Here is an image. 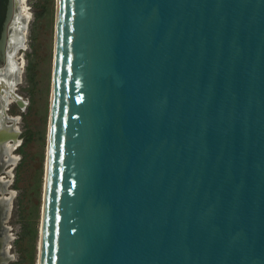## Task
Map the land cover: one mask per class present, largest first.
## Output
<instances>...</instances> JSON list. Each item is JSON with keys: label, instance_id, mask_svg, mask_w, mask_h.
<instances>
[{"label": "water", "instance_id": "1", "mask_svg": "<svg viewBox=\"0 0 264 264\" xmlns=\"http://www.w3.org/2000/svg\"><path fill=\"white\" fill-rule=\"evenodd\" d=\"M37 264H264V0H56Z\"/></svg>", "mask_w": 264, "mask_h": 264}, {"label": "rangeland", "instance_id": "2", "mask_svg": "<svg viewBox=\"0 0 264 264\" xmlns=\"http://www.w3.org/2000/svg\"><path fill=\"white\" fill-rule=\"evenodd\" d=\"M23 1L28 19L13 64L14 94L25 106L20 108L14 101L7 106V115L17 120L19 139L9 161L4 156L7 163L0 173V179L9 182L6 197L11 198L3 223L6 264L38 261L53 79L56 0Z\"/></svg>", "mask_w": 264, "mask_h": 264}, {"label": "bare ground", "instance_id": "3", "mask_svg": "<svg viewBox=\"0 0 264 264\" xmlns=\"http://www.w3.org/2000/svg\"><path fill=\"white\" fill-rule=\"evenodd\" d=\"M23 2H24L23 0H15L16 10H15L13 21H12V24H11L12 30H11V33L9 35L8 55H7V63H6V65L10 62L11 59H13L14 54L17 52V50L21 49L22 44H23L22 30H24L26 28V25H25L24 22H26L27 19H28V15L23 13V8H22ZM6 65L0 67V73H2V71H4V68L6 67ZM9 71L10 72L12 71V67L11 66L9 68ZM12 74H10V75H12ZM11 85H10V82H7V81H3L2 82V81H0V93H4L5 92V94H7V96L9 94L11 97H13L15 99L16 104L20 108H23L25 106L24 103L12 91H10ZM3 96H2V102H6L5 105H7L8 103L11 102V99H8V97H3ZM16 121L17 120L13 119V118L11 120L13 125L16 124ZM13 125H12V127H13ZM4 128L8 129L6 127H2L0 129V157L3 156V155H6L9 158L10 157L9 156L10 153L16 147V143L15 142H18L19 130H18V128L15 127L12 130H9L12 133V134H10V133H8L9 132L8 130H6L8 132L5 133ZM11 143H14V144H11ZM4 145L6 146V148L4 147ZM5 192H6V190L3 189L2 187H0V194L2 195V197L4 196ZM8 199H9V201H8L7 204L3 203L4 199L2 201L0 199V201H1L0 203H3V205H5L3 208H1L3 210V213H5L8 210V208H9V203H10V199L11 198H8ZM0 220H1V218H0ZM3 220H5V219H3ZM3 220H1V222H0V231L3 228H5V227H2ZM5 243H6V241L0 235V264H6L5 256L7 255V249L5 248ZM39 246H40V239H39ZM39 246H38V250H39Z\"/></svg>", "mask_w": 264, "mask_h": 264}, {"label": "flooded vegetation", "instance_id": "4", "mask_svg": "<svg viewBox=\"0 0 264 264\" xmlns=\"http://www.w3.org/2000/svg\"><path fill=\"white\" fill-rule=\"evenodd\" d=\"M14 62H13V59H11L10 60V62L6 65V67L4 68V71H2V73H0V81H7V82H10V85H11V87H10V91H12L13 93H14V87H15V84H16V80H17V75H16V70L14 69L15 67H14V64H13ZM10 66L12 67V71L10 72L9 71V68H10ZM15 71V72H14ZM13 73V74H12ZM15 73V74H14ZM10 74H12V75H10ZM9 75V76H8ZM5 77V78H4ZM11 77V78H10ZM7 78V79H6ZM10 78V79H9ZM14 80H13V79ZM13 80V81H12ZM12 82V83H11ZM4 95V96H3ZM2 96L3 97H8V99H11V102L12 101H14L15 102V99L13 98V97H11L9 94H8V96H7V94H5V92L4 93H0V129L2 128V127H6V128H8V129H5L4 128V130H5V133L6 132H8L9 130H12L13 128H15V124L13 125V127H12V125L10 124H8V122L9 123H11V117H9L8 115H7V106H8V104L7 105H5L6 104V102H2ZM16 103V102H15ZM17 105V104H16ZM18 106V105H17ZM2 120V121H1ZM4 120V121H3ZM2 122V123H1ZM6 130H8V131H6ZM8 133H10V134H12L11 133V131H9ZM16 143V146H17V142H15ZM11 144H14V143H11ZM4 147L6 148V146L4 145ZM18 147V146H17ZM4 156H6V155H3V156H1L0 157V173L2 172V168L4 167V165L7 163V160H8V156H6L7 157V160H5V158H4ZM10 156V155H9ZM2 166V167H1ZM9 184V182H7V181H2L1 179H0V187H2L3 189H5L6 190V192L4 193V196L2 197V195L0 194V199L1 200H3L4 199V201L5 202H7L8 203V201H9V199H8V197H6L7 196V194L9 195V192L7 191V185ZM2 197V198H1ZM1 202V201H0ZM2 211V212H1ZM6 212L5 213H3V210L2 209H0V218H1V220H3V219H5V217H6ZM1 220H0V222H1ZM3 223H4V220H3ZM3 223H2V227H5L4 225H3ZM3 232H4V228L0 231V235H1V237L3 238Z\"/></svg>", "mask_w": 264, "mask_h": 264}]
</instances>
